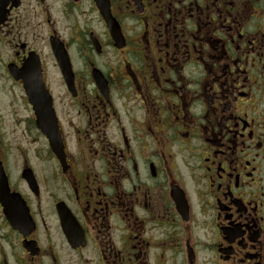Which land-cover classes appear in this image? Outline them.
<instances>
[{
	"label": "flooded vegetation",
	"instance_id": "obj_1",
	"mask_svg": "<svg viewBox=\"0 0 264 264\" xmlns=\"http://www.w3.org/2000/svg\"><path fill=\"white\" fill-rule=\"evenodd\" d=\"M1 45L10 87L38 62L63 148L35 119L39 162L0 140V264H264V0H0Z\"/></svg>",
	"mask_w": 264,
	"mask_h": 264
},
{
	"label": "rangeland",
	"instance_id": "obj_2",
	"mask_svg": "<svg viewBox=\"0 0 264 264\" xmlns=\"http://www.w3.org/2000/svg\"><path fill=\"white\" fill-rule=\"evenodd\" d=\"M53 1V0H48ZM53 10L51 11L52 14ZM60 15L53 13L51 22L53 26L62 25ZM8 48L0 46V57L6 58ZM43 58L48 65V83L51 91L58 102L62 99L60 95L63 90L60 86L61 80L58 70L54 64V58L50 47L49 27L43 25ZM35 119L34 113L29 105L28 99L19 87H10L0 80V140L2 146L10 149L11 153H27L36 159L38 155L43 156V140L31 125ZM38 162L39 160L36 159Z\"/></svg>",
	"mask_w": 264,
	"mask_h": 264
},
{
	"label": "water",
	"instance_id": "obj_3",
	"mask_svg": "<svg viewBox=\"0 0 264 264\" xmlns=\"http://www.w3.org/2000/svg\"><path fill=\"white\" fill-rule=\"evenodd\" d=\"M102 15L105 21L108 23L111 34L114 40L118 43V46L120 44L119 42H122V35L120 33L119 26L117 25V23H115L110 12L102 10ZM51 47L61 68L63 76L69 85L70 83H72L73 73L65 46L58 39L52 38ZM118 47H121V45H119ZM33 60L35 59L30 57V60L27 61L20 72H16L14 69H10V72L15 80L23 81L24 89L29 99V103L32 105L35 112L37 127L49 139L53 152L60 157L63 147L58 134V125L53 109V99L49 91L47 90L46 84L42 81L38 62L35 63L33 62ZM96 80L99 86H101L102 79L98 74H96ZM24 177L30 184L31 188H36L37 183L32 176L31 171H25ZM5 210H7V207ZM12 225L16 230L23 231L20 221H13ZM25 247L29 251L33 250L32 244H30V246L26 244ZM34 254H36V252H34Z\"/></svg>",
	"mask_w": 264,
	"mask_h": 264
}]
</instances>
